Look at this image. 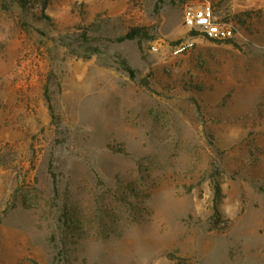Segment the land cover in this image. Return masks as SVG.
I'll return each mask as SVG.
<instances>
[{
    "label": "rangeland",
    "instance_id": "obj_1",
    "mask_svg": "<svg viewBox=\"0 0 264 264\" xmlns=\"http://www.w3.org/2000/svg\"><path fill=\"white\" fill-rule=\"evenodd\" d=\"M200 1L0 0V264H264V0Z\"/></svg>",
    "mask_w": 264,
    "mask_h": 264
},
{
    "label": "built area",
    "instance_id": "obj_2",
    "mask_svg": "<svg viewBox=\"0 0 264 264\" xmlns=\"http://www.w3.org/2000/svg\"><path fill=\"white\" fill-rule=\"evenodd\" d=\"M182 23L188 29L187 38L172 47L173 54L190 49L198 38H209L215 41L232 39L235 27L231 21L216 15L210 0H201L197 4L187 5L182 13ZM156 51L157 46L152 45Z\"/></svg>",
    "mask_w": 264,
    "mask_h": 264
},
{
    "label": "trees",
    "instance_id": "obj_3",
    "mask_svg": "<svg viewBox=\"0 0 264 264\" xmlns=\"http://www.w3.org/2000/svg\"><path fill=\"white\" fill-rule=\"evenodd\" d=\"M27 1L28 0H18V2L22 5V7L27 3Z\"/></svg>",
    "mask_w": 264,
    "mask_h": 264
}]
</instances>
